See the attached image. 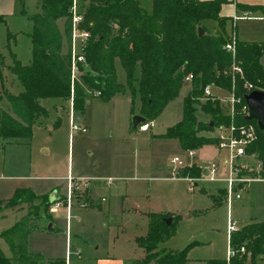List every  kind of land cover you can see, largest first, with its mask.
<instances>
[{
	"label": "trees",
	"instance_id": "trees-1",
	"mask_svg": "<svg viewBox=\"0 0 264 264\" xmlns=\"http://www.w3.org/2000/svg\"><path fill=\"white\" fill-rule=\"evenodd\" d=\"M72 2L42 0V11L30 15L34 24L32 62L23 64L13 55V62L8 66L23 87L18 94L6 87L5 56L0 50V102L6 99L10 107L7 109L0 103V139L5 143L30 140L35 121L45 113L39 101L42 97L69 100L73 93V109L82 114L86 98L98 90L104 99L126 93L123 82L118 79L119 66L126 73L133 105L137 99L141 102L143 123L153 121L180 95L186 76L192 73V89L184 97L182 119L170 126L164 135L178 138L186 150L199 149L216 143L215 138L202 131L230 124L232 120L237 125L254 124L257 138L247 148V153L255 154L262 162L259 174L264 178V130L258 127L256 120L246 119L241 110L246 102L244 96L250 92L247 83L253 84V89L264 90V65L261 63L264 42L238 40L235 59L243 73L233 76L234 58L225 48L228 19L221 15L225 0H153L150 13L143 9L139 0H82L84 20L81 27L91 36L85 49L86 62L80 64L81 74L74 85L70 51ZM207 19L218 21L220 29L211 31L204 22ZM3 20L0 14V21ZM60 21H63V29ZM200 27L205 30L202 36L199 35ZM207 84L230 93L234 91L241 99L236 103L234 119L222 112L219 100L208 99L202 108L212 117L207 122L198 120L195 104L201 103ZM210 122H214V127H210ZM182 174L198 176L201 170L196 166L188 167ZM34 199L42 200L44 213L50 218L48 195L39 196L32 190L18 189L6 204L13 207ZM37 214L38 211H30L1 232L12 256H7L0 248V264L47 262L28 249L29 234L39 226L34 222ZM147 215L148 231L136 239L146 255L134 260L133 264H187V248L170 251L161 246L176 232L174 222L170 225L166 222L171 215L156 212ZM230 244L234 248L245 246L251 249L252 255L264 257V220L252 222L233 233ZM246 257L245 253L238 252L230 260L216 258L206 264H244ZM60 264L65 263L61 261Z\"/></svg>",
	"mask_w": 264,
	"mask_h": 264
},
{
	"label": "rangeland",
	"instance_id": "rangeland-1",
	"mask_svg": "<svg viewBox=\"0 0 264 264\" xmlns=\"http://www.w3.org/2000/svg\"><path fill=\"white\" fill-rule=\"evenodd\" d=\"M37 1H25V9L28 14L37 11ZM139 2L147 12L153 11V0H139ZM204 22L210 27L211 31H214V28L220 29L218 21L214 19H207ZM33 29V21L26 14L17 13L12 16H4V20L0 21V50L5 56V81L8 89L10 90L11 88L14 93L19 92L22 87L20 85L19 88L12 82L13 73L8 68V64H12L13 55L23 64L32 62L33 43L31 34ZM235 29L237 39L240 41L260 39L256 37H260V33L264 30V20L240 19L236 23ZM232 31L233 21L231 20L227 22L226 34L229 36ZM80 74L81 72H79ZM118 76L119 81L123 82L126 92L130 93L126 85L125 71L123 70L122 74ZM79 80L82 82L81 79ZM191 89V81H185L180 95L167 104L161 114L154 119L156 123L154 127L155 134L151 131L146 135L139 134V138L131 140L130 146L132 150L137 149L139 156L141 148L149 152V166L143 171L148 176L152 187L151 209L153 212L175 217V219L173 218V224L176 232L163 242L161 246L170 251H179L187 248V264H206L210 259L228 258L231 246L228 235L230 222H236L240 230L252 222L264 220V180L248 183L238 190L240 197L236 198L234 196L232 201L229 202L225 182L206 181L199 182L198 185L194 186L190 181L178 178V175H181L183 170L178 171L177 175L171 159L176 156L187 159L188 153L178 138L168 137L164 134L168 126L175 124L182 117L184 97ZM214 93L216 95L215 100L220 101L222 112L228 114L231 100L230 92L222 90L219 93ZM209 99L214 101L212 98ZM207 100L208 98L203 96L200 99L201 103L195 104L199 121L207 122L212 117L210 113H207L202 108ZM39 101L45 113L34 123L33 137L36 133V139H32L30 144L21 143L0 146V234L4 230L11 228L28 212L33 210L39 212L34 222H46L42 218L45 204L42 203L41 199L26 202L22 208L12 209L9 206L6 207L7 201L13 197L16 190L29 189L35 194L44 196L50 193V190L55 185L60 187L59 193L62 197L68 196L67 181L63 178L48 179L37 176L43 171L42 165H51L46 170L49 174L64 176L67 175L73 162L76 164L80 156L86 159L91 158L88 150L90 147L93 149L97 148L92 141L87 142L84 139L86 133L82 131L71 133L69 126L70 100L48 96L40 98ZM107 101V99L102 97L94 98L90 96L87 98L86 103L89 102L88 107L90 110H93L94 113L98 112L95 113L94 118L97 124L102 121L105 122L112 109H121L123 105H126V98L123 96L116 99L115 102L117 104L115 105ZM0 103L3 107L10 109L6 99L1 100ZM101 110L104 111L103 115L99 113ZM135 115H131V121H133ZM216 132L217 130L214 128L201 133L215 138ZM143 136H146V139ZM111 144L113 153L117 152L115 148H119V146L115 142H111ZM43 145L51 147L55 145L56 147L54 146L52 153L48 154L42 148ZM198 152L200 155L199 161L216 160L220 155L225 158L227 154L226 150L219 148L217 141L216 143L202 146ZM258 160L257 157L244 159L242 161L243 172H246L250 167H255L258 164ZM81 185L86 188L84 184ZM190 185H192V188H190ZM78 192L80 193L76 194L75 191L73 199L83 194L80 190ZM107 194V191H104L94 193L91 196L94 201L102 202V197ZM218 194H220L219 198ZM65 201L66 199L63 204L67 203ZM80 203L84 204L83 198H80ZM49 210L51 211V207ZM51 212L56 213L54 211ZM111 213L113 214V212ZM71 214L73 213L70 211V218H68L66 213H58L55 231L33 229L29 235L30 250L43 253L46 248L53 247L57 255L65 258L67 249L70 250L72 248V245L69 244L67 246L66 243L67 226L72 221L74 223L73 228H75V223L79 222L74 217L76 211L72 220ZM49 216V220H52V216L50 214ZM109 216L110 218L106 219L105 214L101 213L99 217L98 211L88 217L83 215L82 222L86 221V224L91 222L94 225L93 228L90 227V230H83V237L96 238L103 243L104 247H107L109 241L108 223L111 222L113 225L119 221V217H112L113 215L111 214ZM45 219L47 220L48 218ZM0 248L5 253L9 251L8 245L1 235ZM251 252L250 248H246L245 254L247 257L244 264H264L263 256H254ZM142 254V249H138L136 252L137 257Z\"/></svg>",
	"mask_w": 264,
	"mask_h": 264
},
{
	"label": "crops",
	"instance_id": "crops-1",
	"mask_svg": "<svg viewBox=\"0 0 264 264\" xmlns=\"http://www.w3.org/2000/svg\"><path fill=\"white\" fill-rule=\"evenodd\" d=\"M25 1L26 0H24L23 3L22 0H0V14L3 16H12L17 13H21L30 17V15L42 11V0H38L36 5L37 11L28 14L25 9ZM262 7H264V0H225V2L222 4L221 15L227 18L229 22L231 20L233 21L235 15L241 17L240 19L253 18L257 20H264V9ZM240 19H238L237 22ZM59 25L61 29H63V21H60ZM213 30L217 31L218 29L214 28ZM260 34V37H256L260 39L245 41L264 42V30H262ZM9 65L10 64H8V66ZM122 72L123 69L119 66V75H121ZM12 82L15 84V86L20 88L21 84L18 82L14 74ZM6 87L8 88L7 85ZM22 90L23 87L20 88L19 92ZM222 90L223 89L213 87V91L216 93H219ZM10 91L13 92L11 88ZM19 92L13 93L18 94ZM90 96L94 98H101V96H96L95 94H91L88 97ZM122 96L126 98V105H123L121 109H112L106 121H102L100 124H97L94 119L95 113L98 112L94 113L93 110H90L88 107L89 102L86 103L84 112L82 114H78L73 109L72 101L69 99L71 103V108H69V126L71 124L72 114H74V116L80 115V124L87 128V131L83 132L86 133L84 139L87 142L92 141L97 148L93 149L90 147L88 149L91 156L90 159L80 156L76 164L73 162L71 168L67 172V175L57 176L49 174L46 170L51 165H42L41 168L43 171L37 175L38 177L48 179L63 178L67 181L66 187L68 192L70 176H73L75 179L87 178L88 180V185L86 188H83L82 185H80V188L76 190V194L80 193L78 190L82 191L83 194L72 201L70 211L73 214H71V220L73 219L74 212L76 211L74 217L79 222L75 223V228H73L74 223H72V221L70 225L67 226L68 230L66 234V243L67 246H69V244L72 245V248H70V250L67 249V255L65 258L57 255L54 252L53 247L46 248L43 253L41 251H31L29 248L28 237L29 251L40 254L47 260V262H51L52 264H60L61 261H64L65 264H125L129 262L130 264H133L134 260L141 259L146 255L145 249L138 244L136 239L137 237L147 233L149 226V217L147 214L153 212L150 202L152 187L148 180V176H146L143 171L149 166L148 163L150 156L149 152L142 148L139 156L137 149L132 150L130 142L133 139L139 138V134L146 135L150 131L155 134L154 127L156 126V123L153 120L154 126H152L148 131L140 130V124L143 123L145 119L140 121L137 125L133 124V121H131V115H142L140 112L141 102L140 100H136L133 105L130 93L126 92L116 94L111 99H107V102L113 103V105H115L117 104V102H115L116 99ZM99 113L103 115L104 111L101 110ZM181 119L182 117L177 122H179ZM169 127L170 126H168L167 129ZM36 137L37 134L35 133L34 137H32L30 140H23L14 143H5V141L0 139V146L21 143L30 144L32 139L35 140ZM143 137L146 139V136ZM111 142H115L119 146V148H115L117 149V152L113 153ZM54 146L51 147L43 145L42 148L48 154H51ZM96 154H98V156H96ZM198 156V160H200L199 152ZM108 177H112V181L110 183L108 182ZM59 188L60 187L54 185L50 190V193L52 191H57L60 195ZM104 191H107L108 194L102 197V202L94 201V199H92V194ZM50 193H47V195L49 196ZM219 197L220 194H218V198ZM80 198L84 199V204L80 203ZM65 199L67 202V197L61 196L62 201ZM25 203L26 202H23L19 205L9 207L12 209L22 208L23 205L25 206ZM63 206H61L58 211H56V213H53L49 210L52 220H49L45 213H42V218L46 222H38L37 224L39 226L37 228L41 229L42 231H55V225L59 212L66 213L67 217L70 218V211H68L67 203H65ZM96 211H98L99 217L101 213H103V215L105 214L106 219L110 218L109 214L113 215L112 217H119V221L116 224L112 225L111 222L108 223L109 227L107 229L109 241L107 247H104V245H102L103 243H101L96 238L83 237V230H90V227L93 228L94 226L91 222H88L87 224L85 223L86 221L82 222L83 215L88 217L91 214H96ZM111 212H113V214ZM45 218L48 219L46 220ZM50 222L53 223V230L48 229V224ZM8 249V253H5L4 251L3 252L7 256L11 257L12 252L9 246ZM138 249H142L143 252V254L139 257L136 255ZM69 251L70 253H68Z\"/></svg>",
	"mask_w": 264,
	"mask_h": 264
},
{
	"label": "built area",
	"instance_id": "built-area-1",
	"mask_svg": "<svg viewBox=\"0 0 264 264\" xmlns=\"http://www.w3.org/2000/svg\"><path fill=\"white\" fill-rule=\"evenodd\" d=\"M241 17L234 16L233 19V31L232 34L228 36V40L225 44V48L229 51L234 61L231 66V72L233 76L236 74H242L243 69L239 62L236 61V49H237V35H236V22ZM84 20V10L82 7V0H73L71 6V25H72V34L70 41V51L72 56V83L74 85V81L78 78L80 69L79 66L81 63L86 62L85 57V49L87 46V42L89 37L91 36L90 32L81 27V24ZM193 74L190 73L186 76L185 81H192ZM246 87L252 91L254 88L253 84L247 83ZM73 92V91H72ZM96 96H101V91L94 92ZM204 96L212 99H216V95L213 91V86L211 84H207L204 88ZM231 94L230 100V110L228 112L229 115L234 119L236 113V103L240 102V98L235 96L234 91ZM245 99V98H244ZM71 101L73 104V93L71 96ZM242 112L247 115L249 113V107L245 102L242 106ZM154 126L153 121L145 122L140 124V130L148 131L150 128ZM71 133H75L76 131L86 132L87 128L82 126L80 122H78L72 114L71 124H70ZM215 129L217 132L214 137L217 141V145L220 149L226 150L227 154L225 158H222L220 155L216 160H208V161H199L198 160V150L197 149H188L186 150L188 153V158H182L179 156L173 157L171 162L174 164L176 174L178 175V171L183 170L187 167L196 166L200 168L201 174L198 176L191 175H178V178H184L194 186L198 185L199 182H225L226 183V191L227 198L229 202L232 201V198L235 196L239 198L238 190L242 189L250 182L264 180V178L259 174L262 168V162L258 160V164L255 167H250L246 172H243V164L242 161L245 159L255 158V154H248L247 148L255 141L257 138V130L254 124H242L237 125L232 122L230 124H221L216 126ZM242 166V167H241ZM112 178L108 179L110 183ZM84 184L88 185L87 178H78L75 179L73 177H69V192L67 196V207L68 211L72 206V201L74 198V193L77 189L80 188V185ZM192 188V185H190ZM63 201L59 200L51 205V211H58V209L63 206ZM239 228L236 222H230L228 235L231 239L232 234L238 231ZM238 252H246V247L241 246L240 248L230 247L228 260L231 259L232 256H235Z\"/></svg>",
	"mask_w": 264,
	"mask_h": 264
},
{
	"label": "water",
	"instance_id": "water-1",
	"mask_svg": "<svg viewBox=\"0 0 264 264\" xmlns=\"http://www.w3.org/2000/svg\"><path fill=\"white\" fill-rule=\"evenodd\" d=\"M205 33L204 28H199V35L202 36ZM261 63L264 65V55L261 58ZM245 101L249 107V113L246 115L248 120H256L258 127L264 130V90L260 88L253 89L251 92L245 94ZM76 120L79 122L81 119L80 115L75 116ZM145 117L136 114L133 118V124L137 125L140 121H143ZM210 127H214V122H210ZM61 200V196L57 191H52L49 194V202L51 204ZM166 222L170 225L173 222V217H167ZM48 229L53 230V223L48 224ZM45 264H52L51 262H46Z\"/></svg>",
	"mask_w": 264,
	"mask_h": 264
}]
</instances>
